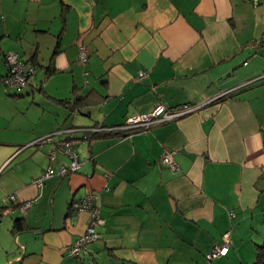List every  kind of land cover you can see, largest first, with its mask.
<instances>
[{"label":"crops","instance_id":"1","mask_svg":"<svg viewBox=\"0 0 264 264\" xmlns=\"http://www.w3.org/2000/svg\"><path fill=\"white\" fill-rule=\"evenodd\" d=\"M8 52L37 70L24 92L0 81V264H210L227 232L230 251L214 264L254 262L264 243V1L0 0V80ZM159 106L199 108L90 142L78 131ZM68 129H78L79 170L37 186L70 164L58 150ZM166 151L177 170L162 165ZM89 194L105 222L72 258Z\"/></svg>","mask_w":264,"mask_h":264},{"label":"built area","instance_id":"2","mask_svg":"<svg viewBox=\"0 0 264 264\" xmlns=\"http://www.w3.org/2000/svg\"><path fill=\"white\" fill-rule=\"evenodd\" d=\"M247 2H252L254 4L259 3L261 0H244ZM80 53V61L81 63H86L88 58V50L87 47L81 45L79 48ZM4 62L7 67L8 73L5 77L1 79V82L17 92H21L24 90L27 85L29 78L36 73V67L34 65L28 64L23 61L18 53L15 52H8L4 55ZM147 71H139L138 73V81L142 78L146 77ZM264 78V73L258 79ZM253 81H249L244 85H247ZM231 91H227L222 93L217 99L220 97L229 94ZM215 99V100H217ZM199 107L198 106H184L180 109H168L164 106H159L155 110L147 114H140L129 117L124 124L121 126H116L112 128H104V127H96L90 130H78V129H68L65 130L66 139L59 144L58 150L64 153L69 159L70 164L69 166H62L56 172L52 169H47L44 174L34 180V183L37 186H42L44 180L54 176L55 174L58 175H66L69 173H74L79 170L80 168V161L79 156L76 152V143L73 137V133L78 131L86 132H101V131H132V130H148L156 125L165 124L171 121L178 120L180 118L185 117L186 115L196 111ZM51 137H47L45 139H41L35 141L38 142H50ZM56 154V150L51 152V159L53 160ZM174 152L166 151L162 158L161 163L163 166H168L172 170H177L178 165L175 162ZM98 196L96 194H89L83 200L78 203V211L79 212H87L90 215V221L86 231L72 244V246L68 249L67 254L72 258H78L82 253H85L88 249V245L96 240H98L101 236L100 233L97 232V227L104 224V219L100 215V205L98 204ZM5 201H12L16 202L17 197L15 195H10L5 198ZM32 202H22L19 204V209L22 213H25L29 208H31ZM0 209V214H1ZM231 216L234 217V214L231 213ZM232 246V241L230 238V233L227 232L222 236V241L215 245L212 250L207 253L206 259L210 264H214V260L218 258H222L228 255L230 248Z\"/></svg>","mask_w":264,"mask_h":264},{"label":"trees","instance_id":"3","mask_svg":"<svg viewBox=\"0 0 264 264\" xmlns=\"http://www.w3.org/2000/svg\"><path fill=\"white\" fill-rule=\"evenodd\" d=\"M262 1L264 0H261L259 3H261ZM52 70V69H51ZM55 70L52 71V73H54ZM6 76V75H5ZM4 76V77H5ZM3 78V77H2ZM1 78V79H2ZM1 81V80H0ZM2 83V82H1ZM249 85H252V84H248V85H245V86H249ZM233 95V92L231 91L229 94H226L222 97H220L219 99H217L218 101H221V100H224V99H227L229 97H231ZM64 104H71V100L69 99H66V100H62L60 101ZM79 104H83L82 102V99H77L75 101V103H72L71 105H69L70 108H78L80 105ZM122 125V124H121ZM121 125H118V126H121ZM105 128V127H104ZM121 132H124V131H101V132H86L82 139L85 140V141H92V140H95L96 138L98 137H102V136H105V135H108V134H121ZM129 132V131H128ZM59 147V145H58ZM69 166V165H68ZM15 228L17 230H21L23 227H22V224H21V220H16L15 224H14ZM252 264H264V243L262 245H259L257 246V254H256V258L254 260V262Z\"/></svg>","mask_w":264,"mask_h":264},{"label":"water","instance_id":"4","mask_svg":"<svg viewBox=\"0 0 264 264\" xmlns=\"http://www.w3.org/2000/svg\"><path fill=\"white\" fill-rule=\"evenodd\" d=\"M2 222V213L0 214V223Z\"/></svg>","mask_w":264,"mask_h":264},{"label":"rangeland","instance_id":"5","mask_svg":"<svg viewBox=\"0 0 264 264\" xmlns=\"http://www.w3.org/2000/svg\"><path fill=\"white\" fill-rule=\"evenodd\" d=\"M26 89H24V90H22L21 92H24ZM14 92L16 91V90H13ZM17 93H19V92H17Z\"/></svg>","mask_w":264,"mask_h":264}]
</instances>
